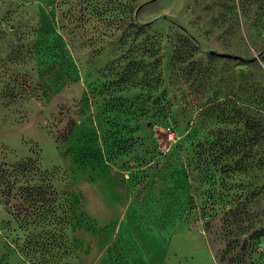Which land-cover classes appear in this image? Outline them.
Segmentation results:
<instances>
[{
	"label": "rangeland",
	"instance_id": "obj_1",
	"mask_svg": "<svg viewBox=\"0 0 264 264\" xmlns=\"http://www.w3.org/2000/svg\"><path fill=\"white\" fill-rule=\"evenodd\" d=\"M0 264H264V0H0Z\"/></svg>",
	"mask_w": 264,
	"mask_h": 264
},
{
	"label": "water",
	"instance_id": "obj_2",
	"mask_svg": "<svg viewBox=\"0 0 264 264\" xmlns=\"http://www.w3.org/2000/svg\"><path fill=\"white\" fill-rule=\"evenodd\" d=\"M211 53L214 54V55H216V56L222 57V58L239 59L238 56L231 55V54H228V53H216L214 51H212Z\"/></svg>",
	"mask_w": 264,
	"mask_h": 264
}]
</instances>
